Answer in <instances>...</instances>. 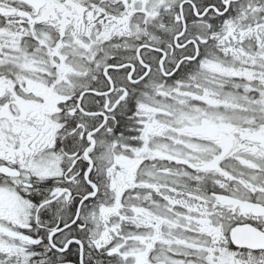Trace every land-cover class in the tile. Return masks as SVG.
Here are the masks:
<instances>
[{"label":"snow or ice","instance_id":"6c2138e0","mask_svg":"<svg viewBox=\"0 0 264 264\" xmlns=\"http://www.w3.org/2000/svg\"><path fill=\"white\" fill-rule=\"evenodd\" d=\"M0 264H264V0H0Z\"/></svg>","mask_w":264,"mask_h":264}]
</instances>
